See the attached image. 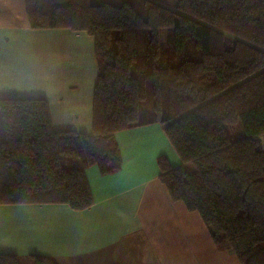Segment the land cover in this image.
<instances>
[{"label":"trees","instance_id":"16d2710c","mask_svg":"<svg viewBox=\"0 0 264 264\" xmlns=\"http://www.w3.org/2000/svg\"><path fill=\"white\" fill-rule=\"evenodd\" d=\"M24 2L31 29L93 38L92 133L55 131L45 99H0V206L90 207L84 169L118 171L114 134L158 123L182 162L157 158L169 199L239 264H264V0ZM0 264L18 257L0 254Z\"/></svg>","mask_w":264,"mask_h":264},{"label":"crops","instance_id":"0c3cea01","mask_svg":"<svg viewBox=\"0 0 264 264\" xmlns=\"http://www.w3.org/2000/svg\"><path fill=\"white\" fill-rule=\"evenodd\" d=\"M97 74L94 40L86 32L31 29L24 0H0V99H45L55 131L89 135ZM114 140L118 171L84 169L90 207L0 206V254L16 255L19 264H32L31 255L57 264H239L159 182L158 157L182 165L163 125L131 127Z\"/></svg>","mask_w":264,"mask_h":264},{"label":"rangeland","instance_id":"374dc122","mask_svg":"<svg viewBox=\"0 0 264 264\" xmlns=\"http://www.w3.org/2000/svg\"><path fill=\"white\" fill-rule=\"evenodd\" d=\"M150 1H153V2H156L158 4H161V5L169 8V9H173V7L175 6V3H176V0H150ZM147 94L150 96V98L148 97L147 100L145 101L144 105H143L142 109H143L144 112H145L146 109H148L149 101H151V92H150L149 88H148V93ZM261 139H262V143H264V137H261ZM262 147L264 148V144H262ZM174 155H176L175 157H176V159H178L177 154H174ZM167 161L169 162L168 159H167ZM169 164H170V162H169ZM180 165H181V162H180ZM193 170H194V168H193V166L191 164L186 167V171L189 172V173L193 172Z\"/></svg>","mask_w":264,"mask_h":264},{"label":"built area","instance_id":"2783aa9c","mask_svg":"<svg viewBox=\"0 0 264 264\" xmlns=\"http://www.w3.org/2000/svg\"><path fill=\"white\" fill-rule=\"evenodd\" d=\"M259 142H260L261 146H262V144H264V143H262V139L261 138H259Z\"/></svg>","mask_w":264,"mask_h":264}]
</instances>
